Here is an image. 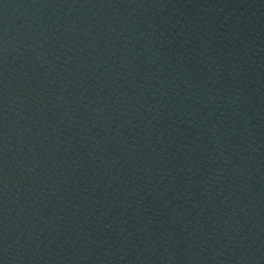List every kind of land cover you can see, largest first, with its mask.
<instances>
[{
    "label": "water",
    "instance_id": "obj_1",
    "mask_svg": "<svg viewBox=\"0 0 264 264\" xmlns=\"http://www.w3.org/2000/svg\"><path fill=\"white\" fill-rule=\"evenodd\" d=\"M0 264H264V0H0Z\"/></svg>",
    "mask_w": 264,
    "mask_h": 264
}]
</instances>
